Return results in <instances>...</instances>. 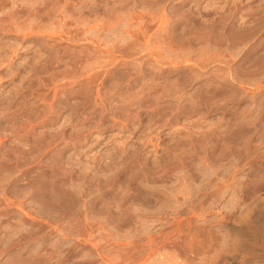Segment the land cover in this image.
I'll list each match as a JSON object with an SVG mask.
<instances>
[{
  "label": "rangeland",
  "instance_id": "1",
  "mask_svg": "<svg viewBox=\"0 0 264 264\" xmlns=\"http://www.w3.org/2000/svg\"><path fill=\"white\" fill-rule=\"evenodd\" d=\"M0 264H264V0H0Z\"/></svg>",
  "mask_w": 264,
  "mask_h": 264
},
{
  "label": "bare ground",
  "instance_id": "2",
  "mask_svg": "<svg viewBox=\"0 0 264 264\" xmlns=\"http://www.w3.org/2000/svg\"><path fill=\"white\" fill-rule=\"evenodd\" d=\"M245 217H246V215H245ZM244 219V218H243ZM244 221V220H243ZM242 221V222H243ZM247 221H248V219H247ZM222 234V233H221ZM209 238V237H208ZM208 238H206V239H208ZM214 240V239H213ZM208 241V240H207ZM198 242V241H197ZM202 242V241H201ZM202 244H204V243H202ZM210 244V243H209ZM209 248V247H208ZM209 251V250H208ZM206 252V251H205ZM235 252V251H234Z\"/></svg>",
  "mask_w": 264,
  "mask_h": 264
}]
</instances>
